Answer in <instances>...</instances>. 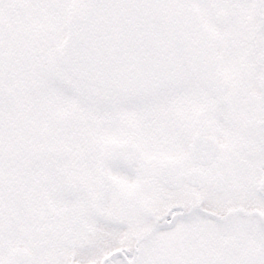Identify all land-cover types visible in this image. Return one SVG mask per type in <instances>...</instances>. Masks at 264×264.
<instances>
[{"label": "snow or ice", "instance_id": "snow-or-ice-1", "mask_svg": "<svg viewBox=\"0 0 264 264\" xmlns=\"http://www.w3.org/2000/svg\"><path fill=\"white\" fill-rule=\"evenodd\" d=\"M0 264H264V0H0Z\"/></svg>", "mask_w": 264, "mask_h": 264}]
</instances>
